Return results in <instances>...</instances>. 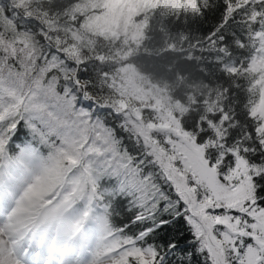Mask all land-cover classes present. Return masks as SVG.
I'll use <instances>...</instances> for the list:
<instances>
[{"label":"snow or ice","instance_id":"snow-or-ice-1","mask_svg":"<svg viewBox=\"0 0 264 264\" xmlns=\"http://www.w3.org/2000/svg\"><path fill=\"white\" fill-rule=\"evenodd\" d=\"M0 264H264V0H0Z\"/></svg>","mask_w":264,"mask_h":264}]
</instances>
